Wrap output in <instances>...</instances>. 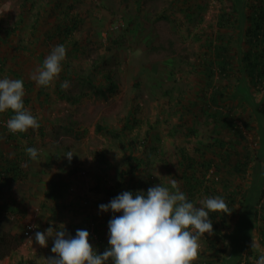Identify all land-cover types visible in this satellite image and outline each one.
<instances>
[{"label":"rangeland","instance_id":"374dc122","mask_svg":"<svg viewBox=\"0 0 264 264\" xmlns=\"http://www.w3.org/2000/svg\"><path fill=\"white\" fill-rule=\"evenodd\" d=\"M23 1L0 0L1 33L7 28L20 29L8 40L12 48L0 39V63L4 62L0 77L30 83L24 85L23 99H29L25 108L37 118L39 127L29 128L19 138L24 175L2 192L17 200L18 210L0 216V235L21 244L0 264H49L47 259L56 255L51 252L53 239L42 246L34 233L61 223L72 235L78 228L91 231L95 223L102 230L103 242L90 233V243L98 251L105 249L113 213L101 212L98 205L114 197L113 189H120L118 195L125 190L146 192L158 183L169 186L182 176L179 148L195 157L213 158L218 164L224 153L222 142L233 146V159L218 169V179L212 180V169H197L195 175L212 186L215 196L238 188L251 197L237 206L238 218L200 236L193 261L213 257L212 264H234L240 259L242 264H256L261 224L254 220L253 212L264 187V118L260 112L264 94L250 88L241 71V51L247 48L242 39V2L245 5L249 0H81L76 13L83 23L74 37L81 41L82 49L70 58L69 79L58 75L50 83L48 99L38 97L39 85L30 78L40 67L39 61L13 49L21 45L37 48L31 25L48 0H38L27 12ZM221 13L230 21L223 29ZM221 42L231 49L232 62L226 73L216 75L214 85L226 96L218 106L211 103L208 108L212 91L211 87L206 93V64L212 57L209 46L214 49ZM37 51L46 57L51 50L40 46ZM103 74L112 77L113 91ZM61 77L70 81L69 88L60 87L65 80ZM87 77L93 81L85 80ZM186 106L190 112L181 121ZM8 111L0 112V122L9 119ZM127 119L134 130L121 136L118 131ZM98 125L112 132H98ZM236 130L247 139L237 137ZM207 145L213 149L206 151ZM29 146L39 150L37 159L26 153ZM134 147L133 156L141 161V168L134 172L131 183L127 161ZM68 152L73 154L71 160L65 156ZM238 159L248 163L244 179L231 170ZM54 181H61L57 199L47 195ZM138 182L145 183L143 188ZM176 186L181 188L180 183ZM205 197L208 195L200 191L195 204L199 206ZM30 227L33 239L26 240L23 233ZM210 244L226 253L215 255L208 249Z\"/></svg>","mask_w":264,"mask_h":264},{"label":"trees","instance_id":"16d2710c","mask_svg":"<svg viewBox=\"0 0 264 264\" xmlns=\"http://www.w3.org/2000/svg\"><path fill=\"white\" fill-rule=\"evenodd\" d=\"M80 1L81 0H48L43 9L41 8L39 11H37L35 20H33L31 25L32 40L37 44V48L32 49L29 46L21 45L15 46L13 47V49L19 52L27 53L32 58L39 61L41 66L45 58V53L37 51L39 50L40 46H45L48 48V50H51L52 47L57 44H64L66 47V58L64 59V61H62V69L58 75L64 76L65 74L66 78L69 79V77L72 75L70 58L74 57L82 49L81 41L76 40L74 37L75 33L81 29L83 23L82 17L78 13H76V7ZM37 3L38 0H24L22 3L24 12L30 10L32 11L36 7ZM242 4L245 7L243 10L244 31L242 33V39L243 42L247 44V48L246 50L241 51V71L247 79L248 86L264 94V0H249L247 1V4L245 3L244 5V2H242ZM229 22L230 21L229 19H227L226 14L221 13L219 22L220 28L223 29L226 25L229 24ZM16 30L19 31L20 29L7 28L4 30V34H2V31L0 29V39L4 43H7L9 47H11L12 45L8 40ZM230 50L231 49H229V46L227 44H223L222 42L218 43V45H216L214 49L209 46V51H211L212 53V55L210 56L212 57H210L209 62L206 64V93L208 94V89H210L211 87L212 91L210 93V96L207 97L208 101L206 105L208 108L212 106L211 103L215 106H218V104H220V101L226 96L223 93L222 88L214 85V81L218 73H226L228 71L229 66L232 62V55ZM1 61H3V59ZM0 65L4 66V62H1ZM103 77L107 79L109 83V90L113 91L116 88V85L111 81L112 77L109 74H103ZM85 80H88L89 82L93 81L90 77L85 78ZM24 85L28 87L31 86L30 83ZM49 86L50 84L47 86H39L37 93L38 97L45 96V98L48 99L50 97V94L48 92ZM100 94L104 95L105 92L101 91ZM25 100L26 101H24V105L28 104L29 102V99ZM260 108V112L264 118V99ZM189 112L190 108L187 106L184 107L180 120L183 121V115H187L189 114ZM13 114L14 110L9 109L7 114L8 117L10 118ZM181 126H184V124L182 123ZM96 130L98 132H112L110 129L102 127L101 125H98ZM132 130H134V127L131 124L130 120L127 119L122 128V131H118V134L122 136L123 134H125L124 132ZM25 133L26 131L15 133L10 132L5 123L0 122V216H3V214L8 211L14 213L18 210L17 206H15L17 200L13 199L12 197L7 198L6 195H4L2 192L4 188L8 187L14 182H17L24 175L22 167L23 152L21 144L19 143V138L23 136L25 137ZM235 133L240 139H247L241 133V131L236 130ZM220 144L223 147L224 153L223 155H221L218 164L213 158L195 157V155H193L187 149L179 148L181 156V163L179 165L183 168V170L182 176H179V180L177 181V183L181 184V188L179 189L184 191L188 199L193 201L194 203L196 202L198 193L200 191H203L208 196H215L214 192L211 191L212 186L204 185L205 181L195 175V170L204 169L206 172H210L212 169L213 172L211 173V176H213L212 180L215 181L216 178L218 179L219 177L218 169H222L224 167V163L229 164L230 160L233 159L232 151L230 152L231 149L233 150V146L230 147L229 145H226L225 142H222ZM210 147L212 146L208 147L207 145L205 150L208 151ZM130 151L132 152V155H129L128 157L127 166H129L128 175L130 176L129 179L131 180L129 182L133 183L134 177L132 178V175L135 171H138V169L141 168V161H137L138 159L133 156V153L136 151L135 147L134 149L130 148ZM198 151H201V149L199 148ZM200 154L204 155L205 153L201 152ZM205 157L207 156L205 155ZM133 162H136V165H134ZM247 167V162H243L241 159H238L237 163L233 165L231 170L238 172L241 175V178L244 179L247 173ZM139 183L140 182H138L137 184ZM144 184V182H141V185H139L141 188H143ZM119 185L122 186V183L119 182ZM164 185L167 186L166 183ZM60 186L61 181L52 182L47 195L49 197H52L53 199H57L55 197L60 195ZM169 187L173 186L170 184ZM118 190L120 189H113V192L111 193L112 196H117ZM226 191L227 193L225 195L220 196L225 199L227 207L217 212H210V219L212 220L214 230H218L220 227H223L226 224L230 223V219L238 218L240 215L237 211V206H242L246 197H248V194L246 192L242 193L241 189L238 188L231 192L228 189ZM253 214L254 220L257 223L261 224L258 228V235L260 239L259 243L261 245V248L258 249L257 253L260 255H264V187L262 189L261 198ZM88 231L89 233H96V235L100 239H98L99 243L103 242L102 230L100 226L93 223L91 231L89 230V228ZM20 244V240L15 241L8 235H0V261L11 255L14 252L15 247L19 246ZM236 244L238 245L239 243L236 242ZM208 249L214 251L215 255L219 252L222 255L226 253V250H220L216 244H210V247H208ZM103 251L104 249L100 252ZM206 258L207 259L200 257V259L198 258V260L196 259L195 261H193L192 264H212L213 257ZM247 262V264H251L250 261ZM234 264H242V259L236 260Z\"/></svg>","mask_w":264,"mask_h":264},{"label":"clouds","instance_id":"9594fccd","mask_svg":"<svg viewBox=\"0 0 264 264\" xmlns=\"http://www.w3.org/2000/svg\"><path fill=\"white\" fill-rule=\"evenodd\" d=\"M65 58V45H55L30 78L39 86L49 85L61 72ZM60 87L69 88L70 81H61ZM24 95L23 79L0 77V112L14 110L6 121L10 132L39 127L37 118L25 108ZM25 151L31 159L38 158L36 147H26ZM65 156L71 160L73 154ZM176 183L171 181L173 187L158 183L146 192L125 190L99 204L101 212L113 213L108 221V247L103 252L90 243L86 228H78L72 235L63 223L43 232L37 230L34 239L42 246L47 245L48 238L53 239L51 252L56 255L47 259L49 264H192L200 236L213 231L210 212L225 209L227 204L216 195L201 199L197 206L175 187ZM256 246L254 241L252 247ZM256 264H264V255Z\"/></svg>","mask_w":264,"mask_h":264},{"label":"built area","instance_id":"2783aa9c","mask_svg":"<svg viewBox=\"0 0 264 264\" xmlns=\"http://www.w3.org/2000/svg\"><path fill=\"white\" fill-rule=\"evenodd\" d=\"M5 125H6V123H5ZM23 236L26 240H32L33 239V232H32L31 227L24 231ZM29 238H32V239H29Z\"/></svg>","mask_w":264,"mask_h":264}]
</instances>
